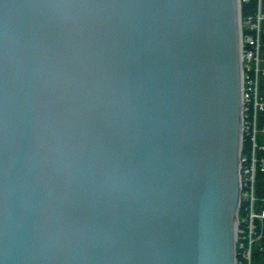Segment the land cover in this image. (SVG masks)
Listing matches in <instances>:
<instances>
[{"label":"water","instance_id":"1","mask_svg":"<svg viewBox=\"0 0 264 264\" xmlns=\"http://www.w3.org/2000/svg\"><path fill=\"white\" fill-rule=\"evenodd\" d=\"M242 20L0 0V264H236Z\"/></svg>","mask_w":264,"mask_h":264},{"label":"rangeland","instance_id":"2","mask_svg":"<svg viewBox=\"0 0 264 264\" xmlns=\"http://www.w3.org/2000/svg\"><path fill=\"white\" fill-rule=\"evenodd\" d=\"M261 0H258L260 2ZM263 15V14H262ZM264 18V15H263ZM250 20L255 21L254 19H249L246 23L247 30L250 32L251 26L256 22H250ZM263 20V19H262ZM243 23V43L241 47V57H242V68L244 74V80H243V100H244V112H243V125H242V132H243V140H242V167H240V172L246 174L251 177H254L255 175V193L259 198L264 197V189L259 187V181L260 178H263L264 180V142H260L259 138L260 136H264V124L260 125V116L261 112H264V106L261 107L262 102H257V98L254 94V92L250 95L251 100H246L248 98L247 91H249V88L251 85L254 86V81L256 80L258 82V91L260 96V77L262 73L264 72V57H263V51L261 48V57L262 59L259 62V70H257L256 64L251 66V69H248V66L251 64L248 60L246 62V58L244 56V45L245 41L244 39H247V35L250 33L246 32V26L242 20ZM245 26V27H244ZM248 63V64H247ZM248 65V66H247ZM249 96V97H250ZM262 164V165H261ZM249 170V172H248ZM248 172V173H246ZM243 183V180H242ZM264 187V186H263ZM242 192V189H241ZM240 198H242V194L240 195ZM243 199V198H242ZM246 203L250 204L251 199H246ZM241 204V203H240ZM247 204V207H248ZM250 207V206H249ZM254 209H248L245 210V207L243 205L242 212H239V221L242 220V227L248 224V219H251V216L253 212L256 211V205L254 206ZM262 208V207H261ZM260 223V224H259ZM260 226V227H259ZM257 230L255 229L253 232L250 230H244L240 234L243 238H241V241L236 243V264H254V250L256 245L260 242L261 237L264 233V226L262 225V221L257 219ZM237 229H239L237 227ZM238 236V234H237ZM242 243L244 244V247L242 248ZM252 249V250H251ZM250 250L252 253V256L250 255Z\"/></svg>","mask_w":264,"mask_h":264},{"label":"built area","instance_id":"3","mask_svg":"<svg viewBox=\"0 0 264 264\" xmlns=\"http://www.w3.org/2000/svg\"><path fill=\"white\" fill-rule=\"evenodd\" d=\"M262 0L259 2V8H258V14H257V18L255 21L250 20V22H256L251 26V31L248 35H247V39H244L245 41V45L244 47V56L246 58V62L247 60L251 63L248 66V69H251V66H253L254 64H256L257 70H259V62L262 59L261 57V48H262V41H261V35L263 33V29H262V19H263V15H262ZM242 43H243V38H242ZM242 47V45H241ZM248 64V63H247ZM244 74L243 73V80L244 78ZM254 92L256 98H257V102H262L260 105L261 107L264 106V98L261 97V95L259 96V91H258V82L255 80L254 81V86L251 85L249 88V91H247V96L248 98L246 100L250 101L251 100V94ZM253 95V94H252ZM250 96V97H249ZM244 97V96H243ZM244 103V100H243ZM242 154H241V160H242ZM244 158V157H243ZM245 160V158H244ZM262 165V164H261ZM264 165V164H263ZM241 167H242V162H241ZM249 172V170H248ZM246 172V173H248ZM243 180V183H242ZM240 181H241V189H242V198H241V204H240V209L242 210V207L244 205L245 210L247 211L249 208L252 210H255V205H256V211L255 213L253 212L251 219H248V224L247 226H243L242 227V220L239 221L238 224V236H237V243L241 241V238H243L241 236V232L244 230H250L251 232H253L255 229L257 230V219L262 221V225L264 226V197L259 198V196H257V194L255 193L256 187H255V175L254 177L249 178L248 175L244 174L243 172H240ZM246 199H251V203L248 204L246 203ZM248 204V207H247ZM250 206V207H249ZM262 207V208H261ZM240 210V212H242ZM260 224V223H259ZM244 247V244L242 243V248ZM252 250V249H251ZM250 250V255L252 256Z\"/></svg>","mask_w":264,"mask_h":264},{"label":"trees","instance_id":"4","mask_svg":"<svg viewBox=\"0 0 264 264\" xmlns=\"http://www.w3.org/2000/svg\"><path fill=\"white\" fill-rule=\"evenodd\" d=\"M258 8H259V2L258 0H242V19L246 26V23L249 19L256 20L257 14H258ZM262 14L264 15V0H262ZM244 26V27H245ZM262 29L263 33L261 35V41H262V51H263V57H264V18L262 20ZM250 32L247 30L246 26V34ZM260 95L262 98H264V72L262 73L260 77ZM264 124V112H261L260 116V125ZM260 142H264V136H260L259 138ZM259 187L264 189V180L263 178H260L259 181ZM254 264H264V233L261 237L260 242L256 245L254 250Z\"/></svg>","mask_w":264,"mask_h":264},{"label":"bare ground","instance_id":"5","mask_svg":"<svg viewBox=\"0 0 264 264\" xmlns=\"http://www.w3.org/2000/svg\"><path fill=\"white\" fill-rule=\"evenodd\" d=\"M241 45H242V41H241ZM242 98H243V91H242ZM241 139L243 140V132H242V134H241ZM241 162H242V160H241V158H240V167H241ZM239 178H240V176H239ZM240 184H241V181H240ZM240 203H241V199H240ZM236 227H237V225H236ZM237 234H238V229H237L236 236H237Z\"/></svg>","mask_w":264,"mask_h":264}]
</instances>
